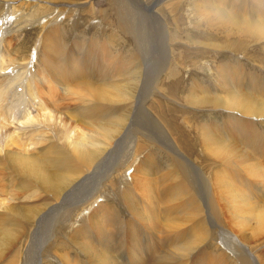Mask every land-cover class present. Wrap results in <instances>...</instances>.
Listing matches in <instances>:
<instances>
[{"label":"rangeland","instance_id":"rangeland-1","mask_svg":"<svg viewBox=\"0 0 264 264\" xmlns=\"http://www.w3.org/2000/svg\"><path fill=\"white\" fill-rule=\"evenodd\" d=\"M112 1L0 0V126L23 124L0 129V249L5 259L0 264H21L26 249H40L34 241L40 232L43 240L48 237L41 245L48 253L39 254L40 264H240L237 244L229 245L235 240L254 264H264V224L252 218L259 214L254 208L264 204V120L191 103L192 98L226 103L229 90L264 103V34L258 31L264 28V0H119L124 14L145 31L134 58L135 43L119 29ZM231 16L247 21L253 35L243 36L228 21ZM239 42L243 45L237 50ZM147 47L154 79L143 90L146 100L137 95L144 103L136 111L148 113L140 117L151 129L143 137L132 131L136 114L128 118L122 111L128 104L97 101L90 107L85 94L88 81L101 88L95 93L116 101L121 96L116 90L128 98L141 92L135 64L142 62ZM41 123L48 129L31 127ZM120 132L128 138L118 142ZM109 136L115 139L107 145ZM88 139L112 153L96 176H108L133 195L125 204L111 200L117 195L103 189L97 194L103 198L91 207H65L54 217L47 210L52 195L20 175L9 158L25 150L51 173L53 154L76 141L88 144ZM225 151L231 154L219 158ZM176 161L183 171L174 170ZM67 165L74 166L75 160ZM133 178L151 184L155 209L132 189ZM223 184H233L246 196L245 218L238 215L239 207L224 209L219 202ZM173 189L172 200L166 194ZM202 192L212 196L214 214L198 201ZM43 213L39 228L38 214ZM151 222L161 226L156 235L149 230ZM178 231L187 234L181 244L188 241L189 254L196 252L193 258L181 261L184 246L166 242ZM246 264H251L248 258Z\"/></svg>","mask_w":264,"mask_h":264},{"label":"bare ground","instance_id":"bare-ground-1","mask_svg":"<svg viewBox=\"0 0 264 264\" xmlns=\"http://www.w3.org/2000/svg\"><path fill=\"white\" fill-rule=\"evenodd\" d=\"M111 4L117 13L119 29L121 31L127 33L128 35H130L133 38V41L135 43V53L133 55V58H134L136 56V44H137L139 50L142 48V43L144 42L143 40L145 37V31L141 28L142 26L141 27L135 26L131 22L130 16L124 14V12H123L124 9L120 5L119 0H113L111 2ZM152 15H153V13H152ZM154 17L152 16V18H154ZM228 21L230 23L234 24V26L241 32V34L243 36H252L253 35L252 27L250 26V24H248L247 21L239 19L235 16L229 17ZM258 31L261 34H264V28L259 27ZM242 45H243V42H239L236 46V49L237 50L241 49ZM151 58H152L151 54L149 53V50L147 47V51L142 57V62L135 64V67L138 69V75L136 78H137L139 84L142 81V83H141L142 91L141 92H135L134 95H131L128 98L126 96L124 97L122 95V92H120V90H116V91H114V93L117 96H120V95H118V93L121 94L119 100L116 101L115 99L108 98L107 96H104V95L101 96V95L95 93L98 90H100L101 88L93 85L91 82L88 81L86 94H85V98H87L88 100H90L92 102L90 107L97 105L98 104L97 101L107 103L108 105L110 104L111 106H113L115 104H128V107L123 109L122 111L125 113H128V118L131 115L136 114L132 123L137 124V126H136V128L133 127L132 131L137 132V133L139 131V134L143 135V137L146 136L147 134H150L151 129L148 126H145L143 124L142 119L140 117V113H143L145 111L142 112V109H141V111H138V113H137L136 109L141 107L140 105L144 103L143 100H146V99H144V95H148V93L143 92V90L154 79L153 78V72H151V70H150L151 60H152ZM88 60H89V58L87 59V61ZM130 76H135V73H132ZM107 82L109 84H113L112 81H107ZM107 87L111 88V86H107ZM226 93L229 97V100H228V102L223 103V104L217 99L207 100L204 98H192L191 103H192V105H194L196 107H205L206 106V107H215V108H220V109H227V110H230V111L234 112L235 114H237L241 119L262 118L264 120V103L258 102L257 100H255L251 96L241 95L238 91H235V90H229V91H226ZM137 95H140L143 100L141 101ZM2 113H3V111L0 112V117L2 116L1 118H3ZM46 114L47 113H42L41 115L46 116ZM143 115L149 117L148 113H146V112L143 113ZM128 118L125 120L124 126L121 127V132L124 131V128H125L126 122L128 121ZM28 121H29V119H28ZM166 124L170 130H173V123L172 122L168 121V122H166ZM22 125H23L22 123L12 122L10 125H1L0 129L6 130V129L12 128V127H15V128L18 127L19 128ZM28 127H30V124H28ZM31 127L39 130L38 127H40L41 129L42 128L44 129L47 126L45 127V124L41 123L39 125H31ZM46 129H48V128H46ZM143 129L148 130L147 131L148 133L140 132V131H143ZM23 132H25V131H23ZM120 133H117L115 136L117 139H119L118 142H121L122 140L128 138V136L124 135L123 133H121V134ZM180 133L181 132L179 130V135H180ZM7 137L11 138V135L8 134ZM115 137L114 136L106 137L107 145H109V143L111 141H113L115 139ZM145 138L150 139L149 137H145ZM202 142H203L202 146L205 147V141L203 140ZM181 145L185 146L182 137H181ZM124 147L125 146H123L121 148L122 151H123ZM108 150L109 149L107 147L103 148L101 150H98L96 143L92 142L90 139H88V144H84L80 141H76L72 145V147H70L69 149L66 150L63 148V150H60L59 152H56L55 154H53L54 159L51 162L53 169H52L51 173L47 171L46 166L42 161H40L39 159H37L34 156H28L25 150L22 152L21 155H19L17 157L13 156V157L9 158L8 164L11 167H13L20 175L24 176L26 179H28L34 183H38L43 189H45L46 191H48L52 195V197L54 198V200H53L54 203L51 205H48L47 210H48V214H52V216L55 217L57 215V213H60L62 211V209L65 207H70V208H77L78 207L80 209L85 207V206L91 207L94 203H96V201L99 198H103L101 195H97L98 192H100L103 189H105L106 191H109L111 193L114 192V194L117 195L116 197L113 196L112 199L111 198H109V199H111V200L121 199L125 204L129 203L130 197H132V195H133V192L129 191L131 189L128 190L125 188V191L120 190L121 187H119L115 181H108V176H106V175L101 176V177L96 176L97 170L102 166L103 159L110 157L112 154V153H108ZM172 151L180 159H182L183 161L186 162V160H184V158L180 155V153L174 147H173ZM223 154L229 155V154H231V152L225 151V152L219 154L218 157L223 158ZM74 160H75V165L68 167L67 163L68 162H74ZM186 163L189 166V168H191L194 172H196L198 175L200 174L199 170L195 166H193L189 162H186ZM173 166H174V170H176V172H180V171L184 170L183 164L180 163L179 161L174 162ZM80 168H82V169L79 171ZM72 174H75V175L73 176ZM63 175L68 176L69 179H64ZM183 178H184V182L186 183V188H187V185L189 184V179H188V176L185 172H183ZM132 183H133L132 189L135 188L137 191H139L140 195H142L144 198H146L145 200L147 202H149L147 204L151 205V207L153 209H155V207H156V203H155L156 195H155V192H154L151 184L147 181L143 183L142 180H140L138 178H133ZM117 189H118V191H117ZM173 191H176V189L171 190L170 193H172V194H166V195H171L172 200L174 199ZM218 200H219V202H221L223 204L224 209H231V208L239 207V210H238L239 214L238 215H242L243 218H245L246 215H248L246 208H247L249 202H248V200L244 194L238 193L236 191L233 184H223L222 185V189L218 195ZM108 201H110V200H108ZM108 201H107V203H108ZM198 201L202 202V204L205 205L206 209L210 213L214 214V206H213L214 200H213L211 195L202 192V197L198 198ZM115 203H116V201H115ZM98 208L104 209L105 206L100 205V206H98ZM136 208L137 207L134 206L131 211H128V213L135 212ZM255 209H258L259 214L256 215V213H254L252 218H256V219L260 220L261 224H264V204L258 205L257 207L254 208V210ZM45 215L46 214H44V213L42 215L38 214L39 220H38L37 225L39 226V228L42 227V225L45 221V219H44ZM130 215H133V214L130 213ZM91 217H92V214L88 217V219ZM149 228H150L149 230L151 231V233L153 235H156L159 232V230L161 229V226L157 225L155 222H151V223H149ZM149 230L146 231L147 232L146 234H148ZM218 234H219V236H222V231L220 230V232ZM186 236H187V234L178 231L176 233H173V234H170L169 236H167L168 238H167L166 242L168 243L169 241H174V243H175V241H176V242H178L176 244H179V243L181 244L185 241ZM207 239H214V237L209 236ZM34 241L40 247V249L34 248V247L26 249L23 253L24 254V260L22 261L21 264H40L39 254L41 253L42 256L43 255L46 256V254L48 253V250L41 249V245L43 248L48 242L47 236L44 237V240H43V236L41 235V232H40L39 238L37 240H34ZM235 244H237V247H238L237 250L239 252V256H238L239 263L240 264H246L247 258H248L250 260L251 264H254V257L249 252H246L244 250V248H242V247H244V245L240 244L237 240L229 243L230 247L232 245H235ZM102 245H104V244H102ZM183 246L185 249V254L182 257H180L179 259L181 261H183L182 258L183 259L187 258L188 255L193 258L195 256L196 252H195V250H192L191 253L189 254L188 248L190 245H189L188 241L185 242L184 244H181L179 247H176V248H182ZM105 248H107V246ZM136 249H138V248L135 247L134 250H136ZM1 253H2V249H0V262H3L5 259H3V255ZM130 256L134 258V256L132 254H130L129 257ZM104 257L106 258V261H108V259H109L108 254H105ZM97 261H99V259H97ZM139 262H141V261H139ZM173 262L178 263L180 261H178V259H176ZM158 263L159 262L152 261V264H158ZM10 264H13V263H10ZM128 264H130V263H128ZM131 264H141V263L134 261Z\"/></svg>","mask_w":264,"mask_h":264}]
</instances>
